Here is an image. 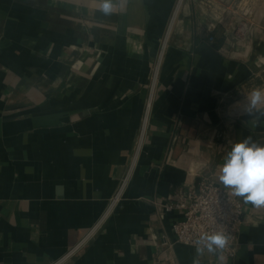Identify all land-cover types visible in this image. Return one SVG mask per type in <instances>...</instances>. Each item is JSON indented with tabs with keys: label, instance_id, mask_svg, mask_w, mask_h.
Returning <instances> with one entry per match:
<instances>
[{
	"label": "crops",
	"instance_id": "crops-1",
	"mask_svg": "<svg viewBox=\"0 0 264 264\" xmlns=\"http://www.w3.org/2000/svg\"><path fill=\"white\" fill-rule=\"evenodd\" d=\"M202 1L0 0V264H264V208L240 198L232 260L176 244L161 210L264 144V105L239 100L264 79V0Z\"/></svg>",
	"mask_w": 264,
	"mask_h": 264
},
{
	"label": "built area",
	"instance_id": "built-area-1",
	"mask_svg": "<svg viewBox=\"0 0 264 264\" xmlns=\"http://www.w3.org/2000/svg\"><path fill=\"white\" fill-rule=\"evenodd\" d=\"M191 1L199 6L203 4L202 0ZM243 22L241 20L238 24L240 26L237 30L239 35L237 31L235 34L237 40H241L242 37L248 34V26ZM209 41L212 43L214 38L212 36L209 37ZM164 43L165 41L161 49H164ZM158 72L159 65L156 63L152 68L150 76V95L146 107L147 111L151 105L150 102L157 82ZM145 124L146 122H144ZM174 141H176V138H174ZM139 142H141V138ZM126 182L127 178L125 177L112 203H118V198L126 186ZM169 201L167 204L161 206V210L165 212L179 210L183 214V219L172 226L176 244L188 246L196 250L195 241L202 234L223 231L229 236V243L225 249L216 254L230 260L236 257L239 249L241 217L245 211L244 205L239 197L232 195L230 190L214 184L210 178H204L187 189L184 200L175 202L174 198L171 197ZM161 245L167 247L172 246L166 238H162ZM205 252L207 251L205 250ZM64 262L65 260L63 259L57 262H51L50 264H64Z\"/></svg>",
	"mask_w": 264,
	"mask_h": 264
},
{
	"label": "clouds",
	"instance_id": "clouds-1",
	"mask_svg": "<svg viewBox=\"0 0 264 264\" xmlns=\"http://www.w3.org/2000/svg\"><path fill=\"white\" fill-rule=\"evenodd\" d=\"M125 2L126 0H99L98 10L109 16ZM245 104L249 115H252V110L259 111L258 106L264 105V91H253ZM259 115L264 116V111H259ZM218 180L232 195L241 198L244 204L257 209L264 208V144L251 137L234 143L219 166ZM228 243L229 236L223 231L204 233L195 241L199 255L205 250L209 253L220 252ZM194 264H199V261H194Z\"/></svg>",
	"mask_w": 264,
	"mask_h": 264
},
{
	"label": "rangeland",
	"instance_id": "rangeland-1",
	"mask_svg": "<svg viewBox=\"0 0 264 264\" xmlns=\"http://www.w3.org/2000/svg\"><path fill=\"white\" fill-rule=\"evenodd\" d=\"M250 9L251 8H247V7L245 8V6L244 7L239 6V8H238V6H236V8L232 9L231 12L234 16L233 18L236 19V22H237L234 24L235 25V33L234 34H236V31L240 28V26H237V25L239 24V22L241 20L245 22V21H247V20H245L246 18H252L253 13L250 12ZM244 15H246L247 17ZM253 87L254 88H252V85H251L250 89L246 88V91L241 92V94L239 95V100L245 102L247 98H250L252 92L255 90L264 91V79L260 80L258 83H256V85H253ZM116 204L111 202L110 207L115 206Z\"/></svg>",
	"mask_w": 264,
	"mask_h": 264
}]
</instances>
